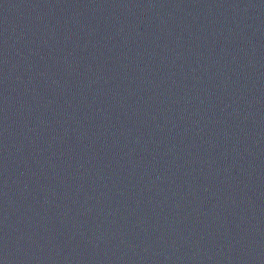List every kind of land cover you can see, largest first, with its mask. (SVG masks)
I'll list each match as a JSON object with an SVG mask.
<instances>
[{"label":"water","instance_id":"95a60500","mask_svg":"<svg viewBox=\"0 0 264 264\" xmlns=\"http://www.w3.org/2000/svg\"><path fill=\"white\" fill-rule=\"evenodd\" d=\"M0 264H264V0H0Z\"/></svg>","mask_w":264,"mask_h":264}]
</instances>
